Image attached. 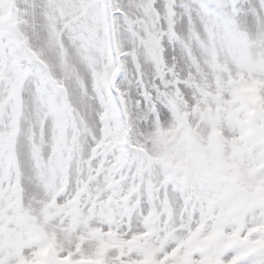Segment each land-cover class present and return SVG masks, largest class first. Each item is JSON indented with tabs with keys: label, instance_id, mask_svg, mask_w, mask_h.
I'll return each instance as SVG.
<instances>
[{
	"label": "snow or ice",
	"instance_id": "6c2138e0",
	"mask_svg": "<svg viewBox=\"0 0 264 264\" xmlns=\"http://www.w3.org/2000/svg\"><path fill=\"white\" fill-rule=\"evenodd\" d=\"M0 264H264V0H0Z\"/></svg>",
	"mask_w": 264,
	"mask_h": 264
}]
</instances>
